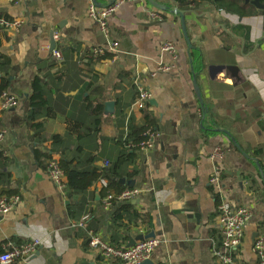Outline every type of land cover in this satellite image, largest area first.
I'll list each match as a JSON object with an SVG mask.
<instances>
[{"label": "crops", "instance_id": "1", "mask_svg": "<svg viewBox=\"0 0 264 264\" xmlns=\"http://www.w3.org/2000/svg\"><path fill=\"white\" fill-rule=\"evenodd\" d=\"M91 1L100 6L122 1L107 36L88 16ZM254 7L241 16L209 2L184 10L174 0H0V19L22 20L18 30L0 27V84L7 78L6 91L16 98L7 110L0 104V131H6L0 146V197H21L12 211L0 213V254L11 243L39 239L34 255L11 264H121L92 250L89 234L128 246L134 237L154 232L162 240L151 257L154 264H222L214 251L222 238L218 206L227 201L252 211L234 252L236 263L261 264L255 243L264 239V9ZM175 8L185 11L192 46L201 49L200 70ZM110 41L119 43L116 59L107 49L104 55L93 54ZM167 42L175 44V55L162 50ZM55 49L62 59L53 55ZM212 65L233 66L235 72L211 75ZM38 75L47 81L56 111L54 118L37 120L45 123L42 149H52L53 135L63 136V150L78 170H101L106 160L115 161L134 147L128 142L131 122L141 124L145 111L151 114L156 122L149 130L151 146H137L136 161L125 165L119 179L127 188L121 179L134 181L142 190L138 197L107 207L109 192L103 193L107 186L100 181L71 194L38 165L27 122ZM136 78L152 93L143 110L133 107ZM90 102L103 104L100 131L69 133V122L93 124ZM217 147L225 150L221 162L213 157ZM52 156L61 159V153ZM91 156L95 161L89 164ZM217 166L218 184L211 181ZM124 205L133 212L125 211L116 221Z\"/></svg>", "mask_w": 264, "mask_h": 264}, {"label": "built area", "instance_id": "2", "mask_svg": "<svg viewBox=\"0 0 264 264\" xmlns=\"http://www.w3.org/2000/svg\"><path fill=\"white\" fill-rule=\"evenodd\" d=\"M12 3H17L19 0H7ZM122 1L110 4L108 6H100L95 1H91L88 6V16L95 20L102 33L106 36L109 35V21L112 15L115 13ZM152 16L156 19H160L159 13H152ZM22 20L15 19L13 21L5 18L0 19V27L5 29L18 30L21 26ZM110 50L114 53V59L117 58L119 53V43L110 41L107 48L95 47L93 54L95 56L104 55L106 50ZM162 50L171 54H176L177 48L174 43L167 42L163 45ZM53 55L62 59V53L59 50H53ZM172 66H161L159 70L168 71ZM136 89L138 91V99L134 103L133 107L138 109H145L152 98V93L146 87V85L136 78ZM1 108L7 110L16 104V98L8 91L2 93ZM149 139L142 142L141 147L151 146L152 132L146 133ZM6 131H0V146L5 140ZM213 157L221 162L225 157V150L222 147H217ZM110 164L109 160L105 161V166ZM220 164V163H219ZM50 179L62 190L66 191L67 184L65 180V173L60 167L57 158H52L48 164L47 169ZM215 176L211 179L212 182L218 184L220 175V166H217L214 172ZM101 186L106 187L108 182L102 178L99 180ZM142 190L136 187L126 188L122 192L116 194L109 192L105 197V205L110 207L113 201L126 202L138 197ZM21 201L20 195L13 194L9 196L0 197V213H8L12 211ZM252 216V211L246 206H233L227 201H222L218 206V219L222 232V238L220 246L215 249L214 255L222 264H237L234 258L235 250L241 245L242 239L245 234L246 226ZM84 223L81 222L80 225ZM162 240L159 237H149L143 240H138L132 246H116L109 243L105 238L96 234L90 233L88 238L89 247L97 251L101 257L110 261H117L121 264H141L145 260L151 259L155 250L160 246ZM41 245L39 239L26 241L22 244H9L6 245L3 252L0 254L1 264H11L16 260L25 259L34 255ZM255 251L260 258L261 264H264V239L260 238L255 243Z\"/></svg>", "mask_w": 264, "mask_h": 264}, {"label": "trees", "instance_id": "3", "mask_svg": "<svg viewBox=\"0 0 264 264\" xmlns=\"http://www.w3.org/2000/svg\"><path fill=\"white\" fill-rule=\"evenodd\" d=\"M175 3L181 9H190L195 8L201 2H209L217 10L225 11L227 13H235L241 16L246 15L249 12V9H254V5L246 0H174ZM264 4V0H260ZM242 28V27H241ZM194 44V43H193ZM191 56L193 63L197 70L204 68L203 57L201 54V49L197 45H193ZM5 74H8L4 72ZM9 81L7 78L3 77L0 84V94L8 89ZM48 83L40 75H38L33 81V94L30 98V112L27 119L28 126L32 131V140L35 141L37 146L34 149L35 159L38 165L41 168L48 169V164L53 158L54 153H61V159L59 160L60 167L65 173V180L67 188L70 193H81L87 190L92 185L96 184L100 179L104 178L107 180L108 185L103 190V193L111 192L112 189L116 191V194L122 192L127 187L122 185L119 182V179L126 174L124 169L127 164H134L136 161L135 150L142 142L147 139V131L153 130L156 127L155 120L151 117V114L148 111H145L144 121L141 124L131 122L129 126V140L132 144H135L134 147H131L129 150H124L121 152L118 159L111 161L110 164L99 170L97 167H92L87 170H78L74 164L73 159H70L67 154L64 152V137L55 134L51 137L52 140V149L43 150L42 146L47 141V138L44 135L45 123L37 122L41 117L45 119L54 118L56 116V111L48 96ZM88 108L91 111V114L94 116V122L92 125L83 127L80 122H69V133H78L79 136L89 135L94 131H100L102 124V114H103V104L102 103H93L90 102ZM81 150V149H79ZM95 161L94 156L88 157L86 162L93 163ZM135 171L127 175H133ZM14 193V192H11ZM121 213L115 215V220L120 221L125 211L133 212L130 205H124L120 209ZM137 215L136 212L133 215ZM134 215V216H135Z\"/></svg>", "mask_w": 264, "mask_h": 264}, {"label": "water", "instance_id": "4", "mask_svg": "<svg viewBox=\"0 0 264 264\" xmlns=\"http://www.w3.org/2000/svg\"><path fill=\"white\" fill-rule=\"evenodd\" d=\"M246 1L250 2V0H246ZM251 3L254 6H256L257 8H259V9H264V4L261 3L260 0H252ZM173 12L180 16L182 31H183L184 37H185V39L187 41V44H188L189 48L191 49L193 46H192L191 40L189 38L188 31H187V24H186V19H185V11H183V10H181L179 8H175L173 10ZM51 46H52V49L55 48V44H52ZM225 69H228L232 73L235 72V67H233V66H227V65H212V66H210L211 75H214L217 72H222ZM195 88H196L199 100L201 102H203L202 97H201V91H200L199 86L197 85L196 81H195ZM111 104L112 103L109 102V103H107V106H110ZM121 182L128 184V186L130 188L134 187V185H135L134 181L126 182V180L124 178L121 179ZM149 237H155V233L151 232V233L146 234V235L145 234H140V235L134 237V239H132L130 241V243L128 244V247H130L133 244H135L138 240H143V239H146V238H149ZM141 264H154V262L151 259H148V260H145L144 262H142Z\"/></svg>", "mask_w": 264, "mask_h": 264}]
</instances>
